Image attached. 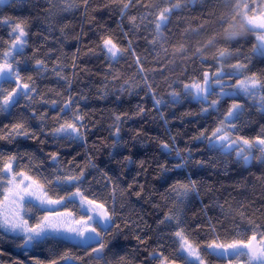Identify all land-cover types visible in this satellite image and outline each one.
<instances>
[{
	"label": "snow or ice",
	"instance_id": "1",
	"mask_svg": "<svg viewBox=\"0 0 264 264\" xmlns=\"http://www.w3.org/2000/svg\"><path fill=\"white\" fill-rule=\"evenodd\" d=\"M0 29V264H264V0H0Z\"/></svg>",
	"mask_w": 264,
	"mask_h": 264
},
{
	"label": "trees",
	"instance_id": "2",
	"mask_svg": "<svg viewBox=\"0 0 264 264\" xmlns=\"http://www.w3.org/2000/svg\"><path fill=\"white\" fill-rule=\"evenodd\" d=\"M113 27H114V25H113ZM0 31H3V30L0 29ZM72 46L75 47L74 44H73ZM149 58H150V57H149ZM128 62H129V61L122 60L120 66H122L124 69H126V68H127V64H128ZM95 65H96L97 67H100L101 70L103 69V66L100 65L98 61L95 62ZM92 66H93V65H89V67H92ZM41 87H43V85H41ZM141 95H143V93H141ZM125 96H126V99H127V94H125ZM135 103H136V98H133V99H132L131 106L134 107ZM149 106H150V105H149ZM98 107H99V105H97V108H98ZM122 107H123L124 109H127L128 107H130V105H128V104L126 103V104L123 105ZM184 110H185L184 108H180V109H178L177 112H176V115L179 116V114H180L181 112H183ZM106 117H107V113H105V120L103 121L104 126H106L107 123H108V120H107ZM99 119H100V114H99V112H97V114H96V120H99ZM140 123H142V122H140ZM131 126H132V127H137V126H139V123H133ZM181 128H182V125H180L179 121L175 122V126H174V129H173V130L176 131L177 129H181ZM125 131H127V126H126V128H125ZM146 131L148 132L149 135H155V134L157 133L158 129H157V126H156L155 124L149 123V124L146 126ZM101 135L104 136V137H106V136H107V132H103V133H101ZM187 135H188V136H191V135H192V132H191V131H188ZM145 139H147V137H145ZM186 139H187V137H185V136H181V137H180V139H179V143H180V146H181V147H184V146H185V140H186ZM93 140H95V137H93V138L90 139V141H89V148L92 147V142H93ZM26 143H30V142H26ZM98 146H99V145H98ZM78 151L81 152V157H80V158L82 159V158H83V155H84V150H83V149H80V150H78ZM97 155H99V153H97ZM208 182H209V183L216 182V186H217V187H220L221 185H223V187H224V188H228V190L231 191L233 195H236V196H237V199H241V198H242L241 196L237 195V193H238V192L245 191V190H243V189H235V190H233V189L229 188V185L233 183V180L223 178V174H221V177H220L219 180H217V176H216L215 174H213L212 177H211V180H209ZM258 192H259V189H257V193H258ZM225 195H227V192H225ZM249 195H250V196H254V195H256V193H250ZM205 203H207V199H205ZM195 211H196V208L193 207V208L190 210L189 215L191 216V213H192V212H195ZM0 249H3V250L8 251V252H16L14 246H13V245L10 243V241H8V240H0ZM5 259H7V257H5Z\"/></svg>",
	"mask_w": 264,
	"mask_h": 264
}]
</instances>
